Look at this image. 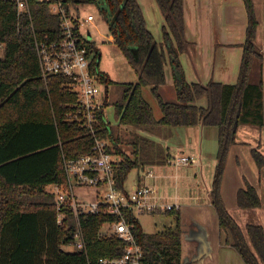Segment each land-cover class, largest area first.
<instances>
[{"label": "trees", "instance_id": "1", "mask_svg": "<svg viewBox=\"0 0 264 264\" xmlns=\"http://www.w3.org/2000/svg\"><path fill=\"white\" fill-rule=\"evenodd\" d=\"M163 14L162 41L156 42L145 24L137 0H68L70 4L93 5L108 25L109 34L120 53L136 73L135 82L114 83L101 72V82L116 84L119 97L111 104L117 126H131L151 137L166 138L164 127L201 124L217 128V152L210 202L219 228L231 238V246L245 264H264V231L260 224H247L246 235L228 213L220 195V184L228 152L236 143L239 124L264 125V46L254 43L256 18L252 0H242L246 16V38L242 44L238 78L235 83L186 81L179 55L187 46L184 37L183 0H156ZM47 0H29L30 17L18 16L16 7L0 0V264H96L99 257H118L125 243L114 237L99 236L100 226L113 216L100 210L79 217L85 249L65 251L72 243L75 220L67 211L56 222L53 194L46 188L65 184L63 158L91 153L93 138L86 130L64 120L76 95L61 76H40L34 37H61L59 20L48 11ZM90 49L94 43L88 44ZM99 55L92 63L98 66ZM169 63L175 101L163 98L164 63ZM254 60L260 61L261 80L249 82ZM148 87L161 116L155 118L143 96ZM206 97V106L196 101ZM106 105L108 102L106 101ZM103 125V123L101 122ZM113 126H102L98 136L108 137L119 160L114 166L116 186L124 190L129 172L142 167L138 156V134L131 143L132 154H124L121 138ZM143 138V137H142ZM144 139V138H143ZM148 143V138L146 139ZM141 148H147L140 146ZM160 147V153L162 154ZM256 165H264V156L251 150ZM134 157V158H133ZM168 158L159 157L161 162ZM240 208L260 206L256 190L248 183L236 195ZM176 226L145 232L137 217L128 214L136 242L143 250L144 264H184L181 261L179 213ZM248 238V241L246 239Z\"/></svg>", "mask_w": 264, "mask_h": 264}, {"label": "crops", "instance_id": "2", "mask_svg": "<svg viewBox=\"0 0 264 264\" xmlns=\"http://www.w3.org/2000/svg\"><path fill=\"white\" fill-rule=\"evenodd\" d=\"M137 2L142 11L146 27L153 35L156 42L160 43L162 41V26L165 24V21L157 1L137 0ZM252 2L257 23L254 43L261 48L264 46V43L263 45H258L257 42L261 36H264V0H252ZM258 8H260V13ZM183 15L184 37L187 41V46L185 51L179 55V60L186 81L189 83L201 84H206L209 81L227 84L235 83L238 78L243 51L242 44L246 38L247 16L243 1L183 0ZM164 71L165 84L162 87L172 86V74L167 60L164 63ZM200 99L196 101V104L206 106L207 101L205 105H201L199 104ZM175 128H177L178 131L175 129L174 137L171 140H169L170 138H158V146L162 148V158L164 155L166 158L182 155L193 156L196 158V163L189 165L201 169L203 155L201 146L206 138L209 139L207 127L196 124L193 126H180ZM215 135L216 132H214L211 137ZM217 147L214 153L215 164ZM252 149L257 150L264 156V125L257 126L241 123L236 130V143L232 145L228 152L220 184V195L224 205L240 228L241 225L234 216V214H241V212L235 208L236 206L240 208L236 202V195L240 189L245 188L246 183L256 190L260 198V206L249 209H263L262 194H264V177L262 176L261 169L264 170V165L258 169L259 167L256 165L251 154ZM243 162L247 164L245 168L254 178L258 175V183H255V179H251L250 176L246 174L244 167H242ZM157 163L158 166L153 168L154 171L150 169L153 175L147 176L146 173L145 175H139L137 182L131 186V189L137 185L147 184L154 188L160 200L167 203H177L179 205L177 211L179 213L180 223L182 263L245 264L240 255L231 246L229 234L225 230L219 228L218 220L216 221L217 224L212 223L209 226L205 222L196 221L194 223L195 231L192 236H190L191 251L187 253L190 257H188L186 261L185 258L184 260L182 259V244L186 242L183 234V227H181L182 210H184L185 207L194 209L201 208L208 213V216L210 212L214 213L213 215H215V219H217L215 210L210 202L209 194L215 164L213 171L212 169L209 171L211 173L207 200L199 204H188L183 202L182 193L186 186L190 188V184L198 186V183L191 181V176L189 175L178 176L177 174L171 173L167 170L169 166L174 169L178 167L170 165L167 160L161 162L157 161ZM142 170L144 171V167H142ZM194 192L195 189L193 193ZM189 193H191L190 190ZM194 197L196 198L198 196L194 195ZM168 212L165 213L168 214ZM260 225L264 231V222L260 223ZM242 231L246 235V227L245 231ZM246 239L248 241L247 236Z\"/></svg>", "mask_w": 264, "mask_h": 264}, {"label": "built area", "instance_id": "3", "mask_svg": "<svg viewBox=\"0 0 264 264\" xmlns=\"http://www.w3.org/2000/svg\"><path fill=\"white\" fill-rule=\"evenodd\" d=\"M16 7L17 15L30 17L29 0H7ZM48 11L59 20L61 37L43 35L34 37V47L40 76H61L68 80L67 87L76 95V101L69 106L64 120L82 126L92 136L91 153L77 158H63L66 177L65 184L50 185L56 212V222L60 223L67 211H71L75 220L72 250H84L85 240L79 217L96 214L102 210L113 216L114 220L104 222L99 236L114 237L125 243L118 257H99L96 264H144L142 247L136 242L128 214L165 213L177 210V203L160 200L152 186L137 185L130 190L116 186L114 166L118 160L110 152L113 147L108 137H99L102 126H111L105 112L104 88L101 71L92 61L94 51L88 46L93 41L87 34L88 26L95 20L92 13H82L84 6L70 4L68 0H47ZM0 45V49H2ZM103 123V125L101 124ZM167 162L175 167L196 163L193 156H176ZM152 176V170L145 172ZM95 188L92 201L80 199L75 188ZM105 189L101 195L99 190ZM106 229L102 231V226Z\"/></svg>", "mask_w": 264, "mask_h": 264}, {"label": "rangeland", "instance_id": "4", "mask_svg": "<svg viewBox=\"0 0 264 264\" xmlns=\"http://www.w3.org/2000/svg\"><path fill=\"white\" fill-rule=\"evenodd\" d=\"M258 11L260 13V8H258ZM82 13H92L95 16V20L88 26L87 34L85 36L93 41L95 45V54L99 55V63L98 68L100 71H103L109 79H111L114 83H122V82H135L137 80L136 73L132 69V67L128 64L126 61V58L120 53L116 45L113 43V40L109 34L108 25L104 22V20L97 14V9L93 5H86L84 7V10ZM258 45L264 43V36H261L260 39H258ZM261 62L254 60L251 73L249 77V82L251 83H258L262 78V71H261ZM160 93L163 96L165 100L168 101H175L176 95L174 92V89L172 86H164L161 87ZM143 96L148 101V103L151 105L153 113L155 118H159L161 116L160 108L154 99V97L151 95L149 88L144 87L143 88ZM119 97V89L116 84H111L107 88V102L110 105H107L105 108L107 119L111 125L113 126L112 129H116L118 132L120 138H121V150L124 154L132 157L134 154H132L131 149V143L135 142L136 135L138 134V156L140 157L142 155L143 162L142 167H144V171L142 170V167L140 168H134L132 169L128 176L127 180L124 184V189L130 190L131 186L137 182L138 176L144 174L149 169L155 168V166H158V163L156 161L157 158L161 157L160 153V146H158V136L151 137L152 135H149L148 133H143L142 131H139L138 129L131 127V126H117V122L114 116V110L112 107V103ZM206 97H203L199 100V104L205 105L206 104ZM207 127L209 139L206 138V140L203 142L201 149H202V168L200 169L195 168L194 166H180L177 169H174L172 167H166L167 170H169L173 174H177L178 176L181 175H189L191 176V181L197 182L198 186H194V184H190V188L188 186L185 187L183 193H182V199L183 202L188 204L193 203H203L208 198V190L210 187V169L213 171V167L215 164V149L217 147V128L216 127ZM177 128L175 127H164L162 130H165L167 132L166 139L170 138L171 140L174 137V133ZM180 130V129H179ZM216 132V135L211 137L212 134ZM144 139H143V138ZM211 137V138H210ZM148 138V143L146 142V139ZM147 144V148H141L140 146H145ZM110 152L114 154V159L119 160L118 154H116V150L114 147L110 149ZM199 152V151H198ZM199 158L198 156H196ZM134 158V157H133ZM245 166V162H243L242 167H244V171H246V174L250 176L251 179H255V183H258L257 176L256 178L253 177L252 174H250ZM260 169V168H258ZM262 176L264 177V170L261 169ZM193 182V183H194ZM257 185V184H256ZM48 191L52 190L51 186H48L46 188ZM195 189V192L193 193ZM189 190L191 193H189ZM95 188L93 187H86L83 189L76 187L75 192L78 193V196L80 199L92 201L95 198ZM105 189L99 190V193L102 195L104 193ZM261 191V190H260ZM264 193V189H263ZM194 195H197L198 197H194ZM207 196V197H206ZM263 196V209L257 208V209H240L237 206L235 207L238 211L241 212L240 215H235V219L239 222L241 225L242 230L245 231V227L249 223L254 224H260L264 222V194ZM182 202V204H183ZM184 205V204H183ZM181 214V227H183V234L185 237L186 242H183L182 244V259L185 261L188 260V257H190L189 254L191 251V243H190V236H192L193 232L195 231V225L194 223L196 221L205 222L208 226L210 224H215L217 219H215L214 213L210 212L209 216L208 213L205 212L204 209L198 208H184L182 210ZM243 216V218H242ZM142 229L145 232L153 233L157 231L164 230L165 228H174L176 226V220L173 215L167 214V213H142L136 215ZM180 224V223H179ZM217 224V223H216ZM102 231L106 229V226H102ZM228 236V235H227ZM63 249L65 251L70 252L72 248L70 246H64Z\"/></svg>", "mask_w": 264, "mask_h": 264}, {"label": "water", "instance_id": "5", "mask_svg": "<svg viewBox=\"0 0 264 264\" xmlns=\"http://www.w3.org/2000/svg\"><path fill=\"white\" fill-rule=\"evenodd\" d=\"M107 101V86L104 88V103Z\"/></svg>", "mask_w": 264, "mask_h": 264}, {"label": "flooded vegetation", "instance_id": "6", "mask_svg": "<svg viewBox=\"0 0 264 264\" xmlns=\"http://www.w3.org/2000/svg\"><path fill=\"white\" fill-rule=\"evenodd\" d=\"M91 50H93L94 52H95V47L93 48V49H91ZM95 54V53H94ZM96 55V54H95ZM99 57V56H98ZM98 63H99V60H98Z\"/></svg>", "mask_w": 264, "mask_h": 264}]
</instances>
